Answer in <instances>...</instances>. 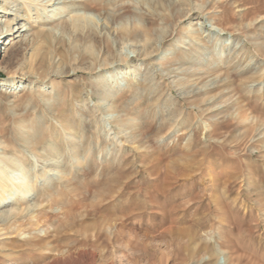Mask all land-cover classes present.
Returning a JSON list of instances; mask_svg holds the SVG:
<instances>
[{
    "label": "rangeland",
    "instance_id": "1",
    "mask_svg": "<svg viewBox=\"0 0 264 264\" xmlns=\"http://www.w3.org/2000/svg\"><path fill=\"white\" fill-rule=\"evenodd\" d=\"M37 2L0 0L3 34L24 30L0 39V79L21 82L0 92V179L16 181L0 215L24 210L0 226V264H264V0H102L47 19ZM134 25L149 32H116ZM39 28L66 54L33 45ZM44 55L46 78L20 74Z\"/></svg>",
    "mask_w": 264,
    "mask_h": 264
},
{
    "label": "bare ground",
    "instance_id": "2",
    "mask_svg": "<svg viewBox=\"0 0 264 264\" xmlns=\"http://www.w3.org/2000/svg\"><path fill=\"white\" fill-rule=\"evenodd\" d=\"M38 2L34 5V7L40 5L39 7V11H42L44 14H45V17L46 19L47 18H50L52 16H49L48 11H49V7H53L55 8L56 10L58 11H62L64 10L65 8H67L68 6L70 5H78V4H84L86 6H104L105 4L102 2V0H37ZM155 7L156 8H162L163 10H166L164 9L165 6L162 2V0H155ZM104 4V5H103ZM176 4V3H174ZM83 5V6H84ZM176 5H180V6H184V5H187L189 7H186V11H185V14L183 15L184 17L186 16H190V15H193L195 12L197 13V11H202V10H206L207 9V6H203L202 8H195L193 7L191 4L188 5L187 1L185 2H178V4ZM28 7V6H27ZM54 9V11H55ZM87 9V8H86ZM171 9H174L173 7H171ZM38 11V10H37ZM36 11V14L39 15V12ZM0 13H3V14H9V10L8 8L7 9H3L2 8V5H0ZM59 13V12H58ZM62 13V12H61ZM145 14V13H144ZM158 16V15H157ZM39 17V16H38ZM155 17L154 14H146L145 15V19L147 20V23L148 24H152L155 20ZM79 19L78 16H75V20ZM144 19V17H143ZM92 20V19H91ZM228 20V19H227ZM2 21L3 20H0V24H2ZM6 21V20H5ZM46 21V20H45ZM71 24V23H70ZM5 26V25H4ZM16 26V25H15ZM72 26V31H77L79 29V26L78 25H74V23L71 24ZM222 26V25H221ZM224 26V25H223ZM62 27L65 29H67L69 27V22H64ZM82 28V27H81ZM88 28V27H87ZM40 29V28H39ZM22 31V28L21 27H13L11 26L10 24H7V29L5 30V34L3 29H0V39L1 38H4V41L2 44H4V49H3V52H5L10 45H13L14 42H12V40L9 38L10 36H13L14 34H19L21 33ZM83 31H86L87 34L85 36V40H87L88 38H93L96 40L97 37V33L93 30V29H86L84 30V28L82 29V32ZM78 32V31H77ZM117 33L121 34L122 36H124V38H130V37H133V36H137L138 34H145V33H148L149 32V28L148 27H143V26H138V25H134V26H127V27H123L119 30L116 31ZM81 33V32H80ZM82 34V33H81ZM84 34V33H83ZM21 34H19L18 36H20ZM75 35V34H74ZM99 36V35H98ZM22 37V36H21ZM18 38V37H17ZM168 38V37H167ZM88 39V40H90ZM60 38H57L49 29H45V28H42L40 30H38L36 36L34 37L33 41H32V44H37L39 42H44L45 44H47L48 47H53L54 50L57 52V53H62V54H66V49L65 47H63V43L60 42ZM92 40V39H91ZM151 40H147L144 42V44H141L142 45V52H137L136 49H133L132 51L135 53V57H138V56H149L153 53V51H148L149 48H151L153 45L152 42H149ZM32 45V46H33ZM17 44L14 45L15 48H17ZM137 46V45H136ZM11 47V46H10ZM34 47V46H33ZM36 48V47H35ZM153 49V48H152ZM151 49V50H152ZM31 50V48L29 49ZM34 50V49H33ZM155 51V50H154ZM2 51H1V48H0V58L2 57ZM49 56V55H48ZM47 55H44L40 62H38L36 68H32L30 67L29 65L26 64V62H23L24 65L21 66V72L20 74L24 77V78H37V79H41V78H46V75L44 74V72L46 71V68H47V65L49 64V58H48ZM120 59H116V61L114 60V62L118 63L119 61H126L128 60L127 59V56H123V57H119ZM133 58V57H132ZM132 58H130L132 60ZM96 60V59H95ZM94 60V61H95ZM98 61V60H97ZM113 61V60H112ZM113 62V63H114ZM99 63V62H98ZM109 63V62H108ZM105 64V63H104ZM103 64V65H104ZM52 65V64H51ZM49 66V65H48ZM53 66V65H52ZM100 67V66H98ZM97 67V68H98ZM95 68H90V70H94ZM73 70V69H72ZM54 74V73H53ZM53 74H49V75H53ZM63 73H61L60 75H63ZM58 75V74H57ZM48 76V75H47ZM48 79V78H47ZM19 83H21L20 81H17L15 80L14 78L10 77V78H6V79H0V92L3 91L4 87H8V88H17ZM75 95V94H74ZM8 103V102H7ZM66 112V111H65ZM65 112L62 113L60 119H61V125L68 129L70 131V133L74 134V131L72 130V126L71 125V121L70 119L65 115ZM0 145H2L0 143ZM4 149H10V146H2ZM48 150H52L53 147H47ZM45 149V148H44ZM18 156V155H17ZM16 181H14L13 179H0V184H1V187H0V206L7 203V202H10L9 201V198L7 197V195L9 194H6L4 191H9L8 188H10V185L11 184H16L15 183ZM21 187V186H19ZM27 187V186H26ZM15 189H18L15 187ZM25 189V188H24ZM70 193V192H69ZM12 195V197H10V200L11 201H16V202H19L21 200H26L27 196L24 194V195H21L19 190H12V192L10 193ZM24 214V210H12L10 212H6V213H2V215H0L2 217V220L0 221V226L1 225H5L7 224L9 221L13 220V219H16L17 216H21ZM84 253V252H83ZM67 255L66 256H71L72 253L71 251L66 253ZM25 257V256H24ZM58 257V256H57ZM69 258V257H68ZM83 258V257H82ZM85 258V257H84ZM96 259H97V254L94 252V251H91V254L90 256H87L86 257V262L87 264H96Z\"/></svg>",
    "mask_w": 264,
    "mask_h": 264
}]
</instances>
